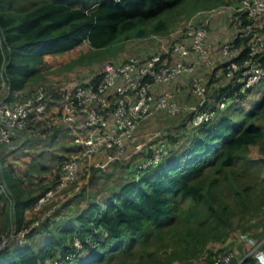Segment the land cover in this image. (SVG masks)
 Here are the masks:
<instances>
[{"label":"trees","instance_id":"trees-1","mask_svg":"<svg viewBox=\"0 0 264 264\" xmlns=\"http://www.w3.org/2000/svg\"><path fill=\"white\" fill-rule=\"evenodd\" d=\"M184 1L0 0V89L4 82L5 100L16 102L36 93L29 84L41 76L46 55L86 43L91 51L79 56L78 62L99 61L107 49L128 39L166 31L164 20L158 18ZM154 19L157 24L149 25ZM239 19L241 27L251 22L244 16ZM233 44L239 48L234 59L241 63L248 57V37H236ZM218 68L220 80L212 73L204 84L213 88L207 94L208 105L215 106L223 94L230 96L223 110L199 126L192 125L188 113L157 112L152 119L170 118L173 127L162 131L169 146L167 156L145 169L136 166L140 154L104 168L90 165L92 187L82 188L74 201L32 227L37 217L29 218L27 212L54 186L71 153L40 148V143L56 144L59 128L29 120L24 129L27 140L21 145L29 148L25 151L31 154L29 161L17 166L7 162L6 154L1 160L5 189H0V239L12 230L29 227V231L25 242L14 240L0 249V264H196L201 259L207 264L219 251L232 247L223 244L238 229L250 235L263 226L261 234H252L261 239L264 94L244 109L241 102L254 87L240 92L239 83L231 87L225 62ZM98 79L96 74L91 82ZM26 129L37 130V142ZM251 146L257 147V157L249 155ZM49 151L59 161L56 167L41 160L51 157ZM85 173L81 171L78 179ZM260 214L263 219H255ZM210 243L221 247L212 250Z\"/></svg>","mask_w":264,"mask_h":264},{"label":"built area","instance_id":"built-area-1","mask_svg":"<svg viewBox=\"0 0 264 264\" xmlns=\"http://www.w3.org/2000/svg\"><path fill=\"white\" fill-rule=\"evenodd\" d=\"M228 7L236 14L240 27V16L251 21L221 48L226 59V77L233 79L231 87L239 83L240 92H245L264 79V39L259 32L250 33L254 31L252 20L264 14V0H240ZM223 11V7L216 9V12ZM206 15H193L176 28L159 53L147 57L130 54L121 60L103 61L95 83H78L66 94L63 111L68 122L78 129L73 142L79 144V149L62 163L59 179L37 199L35 206L52 199L78 180L81 171H87L90 166L87 157L100 154L101 160L94 159L91 164L99 168L137 154L142 156L136 164L138 169L158 164L169 153L164 134L158 130H140L157 112L165 111L170 115L185 112L190 114L192 125L199 126L227 106L231 99L225 94L215 101V106L207 104L206 86L195 73L198 66L209 61L207 22L210 14ZM236 37H248V57L241 63L234 59L239 54V48L233 44ZM184 78L190 93L197 99L194 103L180 99L182 83L177 81ZM167 84H172L171 88L158 89ZM1 87L5 88L4 82ZM45 111L42 88L16 102L7 101L3 96L0 99V147L22 132L29 120L40 118ZM0 189H5L1 161ZM39 221L35 220L31 227ZM28 231L29 227L2 235L0 249L14 240L25 242ZM238 239L248 245L241 257L235 259L236 251L230 248L219 251L208 264H264V237L256 239L241 234ZM74 244L82 247L78 240Z\"/></svg>","mask_w":264,"mask_h":264},{"label":"rangeland","instance_id":"rangeland-1","mask_svg":"<svg viewBox=\"0 0 264 264\" xmlns=\"http://www.w3.org/2000/svg\"><path fill=\"white\" fill-rule=\"evenodd\" d=\"M221 0H185L182 4L179 6H176L172 9H169L163 15L158 19H163L165 25H167V30L160 33H149L147 36L144 37H137V38H131L127 41L120 43L117 47H111L106 50V56L104 58H101L99 61H84V62H78L80 60L79 56L81 55H87L91 50H89V47L86 43H83L79 45L78 47L63 52V53H56V54H49V57L45 59V65L44 67H41V76L37 79H35L33 82L29 84V90L34 91L38 88L44 87L47 89L48 93L51 89H55L58 87H61L64 90H69L79 80L86 78L90 76V74L93 72L92 68L94 64H97L102 61H114L117 58H121L130 54L134 53H140L143 51L146 53L147 51H155V49L158 48V51H162L163 47L166 46L171 37V33L175 30L176 27L181 26L184 24L188 19L193 15H200L204 16L205 14L209 15L210 20V36H211V44L210 42H207V48H208V57L209 61L205 64H203L199 69L196 68V75L199 76L201 81L203 83H207L209 77L212 73L215 74V76L220 80L221 78V72L219 71V68L217 67L222 63L225 62V56L221 52V48L224 44L230 42L233 40L235 35L240 32L242 29L239 28V22L235 19V14L229 10L228 6L234 5L240 0H225L224 3L217 4ZM224 8L223 12H216V9L218 8ZM228 9V10H227ZM227 11H230L231 13H227ZM206 15V16H207ZM263 15V14H262ZM158 19L152 20L149 25L157 24ZM252 26L254 31L250 32H259L260 36L264 39V16L259 18L258 20H255L252 22ZM245 30V28H244ZM213 43V44H212ZM214 46L215 48L213 49ZM219 46V47H218ZM216 52V54H215ZM214 55V56H213ZM57 56V57H56ZM96 61V62H95ZM198 69V70H197ZM186 80L184 79V82L182 80H178L177 83H182V94H183V100L194 103L197 99L190 93L189 87L187 86ZM68 85V86H67ZM65 86L69 88H65ZM212 87H207L206 89V97L211 94ZM6 94V89L2 88L0 89V99ZM208 94V95H207ZM264 94V80L259 82L254 86L251 93L241 102V106L244 109H247L248 107H251L255 102H257ZM48 115V114H47ZM45 115V116H47ZM44 115L40 118H37L38 120H45L47 117ZM170 118H163L159 117L158 119H149L147 122H145L141 126V131H150V130H158L162 132L169 126V128H173L168 121ZM52 123V121H51ZM46 124V123H45ZM168 128V129H169ZM35 132L37 130L32 129H26V133L31 134V140L37 142L38 136ZM30 138V137H29ZM60 138V136H59ZM58 139V142L51 146H44L40 143V148H45L46 150L55 149L54 153L59 154L61 152V149H64L67 147V145H70L68 141ZM12 144H19L17 146H9L8 151H10L11 159H14L18 164H22L24 160L29 159L30 155L29 152H25L29 148L24 147L21 148V145L25 143L20 138H16L13 140H10L9 142ZM28 146V145H26ZM14 147V149H13ZM49 151V155H52V152ZM59 152V153H58ZM77 152V151H76ZM74 152L71 154V157L76 155L77 153ZM62 153V152H61ZM9 154V155H10ZM249 155L252 157H257L258 151L256 146H251L249 149ZM88 163L91 165L93 161L100 159V154L97 156H91L87 157ZM95 159V160H94ZM131 159V158H130ZM127 159V160H130ZM42 161L48 162L53 167H56L59 163L58 160L53 159L52 156L46 158H42ZM127 160L121 161V163H126ZM106 167V166H105ZM88 170L85 171L86 173L78 179V182H74L73 184L67 186L63 190L57 192L55 196L42 203L40 206H34L29 213V218L36 216L37 218L35 220H42L46 216H48L49 213H51L53 210H55L57 207L61 206L64 203L69 202L70 200L74 199L76 197V194H78L82 188H91L92 185H90V182L88 180L89 174H91L90 166H87ZM90 171V173H89ZM89 173V174H88ZM49 177L47 179L49 181L52 180L51 175L47 173ZM74 201V200H72ZM83 205H86V203H82ZM75 208L78 207L76 203H74ZM68 208V207H67ZM64 209V211L68 209ZM263 219V214H260L259 217H255V219ZM254 219V220H255ZM34 220V221H35ZM263 227V226H262ZM262 227H259L255 229L254 231H249L250 235L252 236L253 233L261 234L262 233ZM238 233H243L238 229L237 231H234L233 234L229 237V239L223 244V245H229L231 241L236 238ZM254 236V235H253ZM231 240V241H229ZM235 242V241H234ZM238 243V241H236ZM235 243V245L237 244ZM209 247L212 250H217L221 247V244L217 243H210ZM235 247V246H233ZM196 264H204L202 259L197 260ZM208 264V263H207Z\"/></svg>","mask_w":264,"mask_h":264},{"label":"crops","instance_id":"crops-1","mask_svg":"<svg viewBox=\"0 0 264 264\" xmlns=\"http://www.w3.org/2000/svg\"><path fill=\"white\" fill-rule=\"evenodd\" d=\"M227 13L229 14L231 12L230 11H227ZM207 25H209L207 42H210V44H211V42H212V40H211L212 38L210 36V27H211V24H210V20L209 19H208ZM181 26H178V27H181ZM178 27H176V28H178ZM212 47H213V49L215 48L214 46H212ZM159 52H161V51H158V48H157V49H155V51L154 50L153 51L151 50V51H147L146 53H144L143 51H141L140 53H134V54L135 55H138V56H141V57H147V56H149L151 54H155V53H159ZM215 54H216V52H215ZM48 57H49V54L46 55L44 59H47ZM125 57L126 56L121 57V58H117L116 60H121V59H123ZM102 62H99L97 64H94V66L92 68L93 72L90 74V76L79 80L78 82H76L75 84H73V86L69 90H64L61 87H58V88H55V89H51L49 91V93H48V91H47L46 88L41 87L43 89V91H44V94H45V99H46L45 102H47V104H46L47 105L46 111H45V113L43 115L45 116V115L48 114L47 116H45L47 118L45 120H42V121L44 122V124L46 123V126H48L49 128L50 127H53V128L54 127H58L59 128V132L57 133V138H56L57 141L56 142H58V139L62 140L61 138H63V140L68 141V143L70 144V145H67L66 148L61 149V152H66L67 150H69V152L72 154V153L78 151V149H79V144L73 142V138L75 136V132H78V129L74 125L70 124L68 122V120L66 119L67 117H66V115L64 114V111H63L64 98H65V96H66V94L68 92H70V91L73 90V88H74V86L76 84H78V83L91 82V80L96 76V74H98L99 67H100V65H101ZM44 65H45V60H44ZM44 65L42 67H44ZM184 79H186V78H184ZM67 86H65V88H69ZM171 86H172V84H167L165 86L162 85V86H159L158 89H163L165 87L166 88H171ZM182 92H183V90H182ZM52 94H57L56 98H55V95H53L52 97H50V95H52ZM51 121H52V123H51ZM59 136H60V138H59ZM16 138H20L23 141H26L27 140V135L25 134V132L23 130L22 132L17 133L15 136H13L11 138V140L16 139ZM17 145H19V144H12L11 145L10 143H8V144H6L4 146H1L0 147V161L2 160V157L6 154L7 155V162H13L17 166H25L24 163L27 162V161H29L30 158L27 159V160H24V162L22 164H18L14 159H11V154H10V151L11 150L8 151V149H7V148H9V146H17ZM13 149H14V147H13ZM45 175H47V177H49L48 174H45ZM29 213L30 212L28 211L27 214H26L27 217H29ZM241 234H244V233H238L237 236H236V238L233 240V242L231 240H229V241H231V243H230V245L232 246L231 249H234L236 251L235 259H238L239 257H241L243 255L245 249L248 248V245L245 242L240 241L238 239ZM236 241H238V243ZM235 243H237V244L235 245ZM233 246H235V247H233Z\"/></svg>","mask_w":264,"mask_h":264}]
</instances>
